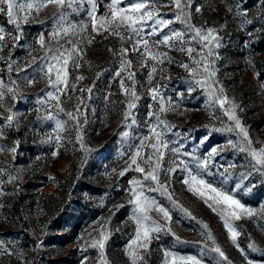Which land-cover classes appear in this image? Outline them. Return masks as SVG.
Returning a JSON list of instances; mask_svg holds the SVG:
<instances>
[{
    "label": "rangeland",
    "instance_id": "rangeland-1",
    "mask_svg": "<svg viewBox=\"0 0 264 264\" xmlns=\"http://www.w3.org/2000/svg\"><path fill=\"white\" fill-rule=\"evenodd\" d=\"M124 2L129 3L131 0ZM108 3L110 0H97L98 16L108 12ZM191 4V22L198 27L216 28L223 37L224 46L218 50L220 59L215 64L218 72L214 79L219 84L215 86H223L229 101L237 106L236 115L247 128L254 146L259 148L264 145V78L258 64L264 62V51L254 45L264 34V0H191ZM88 7L84 5L85 9ZM156 7L163 18L173 17L175 9L170 0H161ZM196 7H200L201 11L196 12ZM64 11L70 13L65 26L68 23H89L87 11ZM245 11L247 19L253 23L242 27ZM56 15L58 9L54 5L47 6L39 14L33 12L29 22L21 24L20 34L14 25L8 23L7 16L0 14V26L6 30L7 41L3 53H0L4 57L0 59V79L16 90V98L6 95L4 108H0V126L5 133V137L0 138V145L17 149L15 153H0V243L3 245L0 248V264H64V260L69 264H82L86 256L89 258L87 264H99L98 249L89 246V233L92 238H99L101 226L110 233L105 249L109 264H131L127 245L134 238L136 225L129 219L132 213L129 181L142 178V174L132 170L124 176L119 173L128 167L125 161L129 160L140 138L149 134V125L156 123L154 117L149 120L147 115L150 110H158V103L151 99L148 91L149 87L155 85H160L165 97L171 96L179 105L175 111L162 114V118L174 126L167 132V139L174 141L177 139L174 134L180 133L179 139L184 145L182 151L198 150L200 156L213 146H224L216 156V168L213 171L223 172L221 165L227 167L234 163L236 167L228 169L229 187L241 183V175L251 172L242 181V186L251 188V191H239L238 198H242L246 206L257 210L264 205V176L252 171L244 153L225 146L228 140L239 139L236 133L212 131L213 128H223L232 122L228 121L218 105L208 106L207 90L195 86L194 91H188L193 86L192 74L180 65L188 64L194 68L195 64L186 53L174 49L169 51L160 46L159 50L168 52L174 62L165 61L163 65H158L155 78L149 85L147 76L154 62L149 60V67H142L141 62L145 61V57L129 51L127 58L133 62L131 70L136 73L135 79L139 82L136 91L141 97L137 109L133 110L137 123L131 124V120L126 121L124 116L128 97L120 88L121 77L114 75L120 67V57L113 55L109 49H131L133 41L126 39L122 42L120 37L104 31L97 34L91 31L89 24L88 31L80 32L77 29L76 34H69L59 40L64 48L78 45L82 50L81 67L76 69L69 65V79L76 83V89H69L71 99L61 97L65 112H58L54 101L39 102L46 101V92L53 90L48 87L47 77L41 67L46 66L48 61L41 58L49 49L55 51L58 47L49 36ZM170 27L182 29L184 25L175 22ZM8 33L20 35L19 41L10 39ZM42 33L46 41L44 48L38 43ZM90 38L92 43L88 44ZM69 40L72 43H67ZM194 47L199 49L197 44ZM192 56L199 59L196 52ZM9 62H12L11 73L7 67ZM77 76H83L84 79L75 81ZM122 77L126 85L130 86L131 81L126 79L127 72L122 73ZM28 80L34 82L29 84ZM11 81H15V85ZM82 87L85 90L92 89L90 99L87 91L82 94L79 92ZM79 95L84 96L87 105L86 109L82 106L87 123H84V116L80 117L83 146L76 140L74 122L69 121L66 115L68 111L74 112ZM150 104L153 105L152 109H149ZM5 109H11L16 114L11 127L6 123V117L11 113ZM249 112L251 116L246 123L244 116L246 118ZM49 113L69 121L65 130L60 132L63 140L59 148L54 139L48 140L49 136L54 137L56 134L54 121L45 119ZM212 113L219 119L213 118ZM114 121L117 122L112 126ZM123 132H129V137L124 138ZM205 136L208 139L201 144ZM151 151L145 148L143 153L147 155ZM54 152L56 155H53ZM172 159L179 162V159L189 158L173 157L168 152L164 161L165 169ZM9 176L16 179L9 182ZM185 176L186 173L178 169L170 176L162 173L160 179L161 182H170L174 198L191 212V217L158 192L148 193L170 210L172 221L169 226L172 231L154 234L147 251L138 249L144 256L145 264H164L165 250L180 255H196L204 264H227L212 251L214 245L206 239V230L202 228L201 222L209 225L215 244L232 264H247L245 254L254 264H264V252H252L248 248L249 244L255 243L264 249V218L258 215L234 221L241 231L234 244L217 213L187 190V186L182 183ZM206 179L212 180L213 177L208 176ZM16 203L19 208H15ZM151 215L161 224L165 223L155 212ZM62 226L67 227V230H61ZM241 249H244V253Z\"/></svg>",
    "mask_w": 264,
    "mask_h": 264
},
{
    "label": "snow or ice",
    "instance_id": "snow-or-ice-1",
    "mask_svg": "<svg viewBox=\"0 0 264 264\" xmlns=\"http://www.w3.org/2000/svg\"><path fill=\"white\" fill-rule=\"evenodd\" d=\"M160 2L161 0H131V2L125 3L124 0H110V3L107 5L108 12L98 16L97 0H0V14H5L8 23L15 26L17 33L22 34L21 24L28 23L29 16L33 12L39 14L42 9L49 5L57 7L58 15L55 17L54 27L49 36L51 40L56 41L58 47L55 51L49 49L45 56L41 58L44 61H48L46 66L42 65L41 67L44 69V74L47 77L48 87L53 90L46 92V101L39 102L47 103L54 101V107L58 112H65V109L62 107L63 101L61 97L64 96L71 99L69 89L73 91L76 89V83L69 79V65L71 64L72 67L79 69L81 67L80 59L82 55V50L78 45H73L70 49L64 48L63 45L59 44V40L69 36V34H76L77 29L80 32H86L90 24L91 31L97 34L104 31L108 32L109 35L120 37L122 42L126 39L133 41L131 49L125 47H122L118 51L109 49V51L113 52V55L120 57V67L115 71L114 75L115 77H121L120 88L128 97L124 116L126 121L131 120V124L137 123L133 110L137 109L138 101L141 97L136 91V86L139 83L135 79L136 73L131 70L133 62L127 58L129 51L139 53L145 57V61L141 62L142 67H149L147 63L149 60L154 62L147 76L149 85L152 84L155 78L158 65H163L165 61L168 63L174 62L173 58L168 55V52L159 50L160 46L168 48L169 51L174 49L186 53L195 64L194 68H190L188 64L182 63L180 65L192 74L193 86H190L188 91H194L195 86L207 90L209 98L208 106L218 105L223 110V114L228 118V121L232 122L225 124L223 128H213L212 131L235 132L239 139L236 141L230 139L225 146L244 153L248 158L252 171L264 176V145L259 148L254 146V141L250 137L247 128L243 126L241 120L236 115L237 106L229 101L222 85L219 87L215 86L219 84V81L214 79L218 72L215 64L220 59L218 50L224 46L223 37L219 35V30L211 27H198L191 22V0H170V4L175 9L171 19H165L160 14L156 7L157 3ZM85 4L89 6L87 9L84 8ZM64 9L71 10V13L87 11L89 23H68L65 26L67 15L70 13H66ZM195 11L200 12L201 8L196 7ZM229 11L231 12L232 9L229 8ZM237 14L241 13L237 12ZM243 16L245 18L241 21L242 27L244 24L253 23L252 20L247 19L246 11L243 12ZM175 22H180L184 27L182 29L170 27ZM165 29H167L166 32ZM5 31V28L0 26V53H3L4 48L7 46ZM8 36L10 39L16 41L20 39V35L13 36L12 33H8ZM151 37H157V39L152 40ZM38 43L41 48L45 47L46 41L43 33L40 34ZM67 43L72 42L69 40ZM91 43L92 38L88 40V44ZM194 44L199 45V49L194 47ZM194 52L197 53L199 59L193 58L192 54ZM49 53H51L50 56ZM3 58L0 55V59ZM7 67L9 73H11L13 71L12 62H9ZM160 71L162 72L163 69L161 68ZM124 72H127L126 79L131 81L130 86L126 85L125 78L122 77V73ZM83 79V76L75 77V81ZM33 82V80H28L29 84ZM11 84L15 85V81H11ZM85 91L88 92V98L90 99L92 89L87 88L85 90L83 87L79 89L81 94ZM148 91L151 99L158 103V110H150L147 115L149 120L154 117L156 123L149 125V134L140 138L139 144L134 146L135 150L130 155L129 160L125 161L128 167L119 173L120 176H124L127 171L132 170L142 174V178H133L129 181L131 186L129 189V204L132 205V213L129 219L136 225L134 238L130 239L127 245V255L131 260V264H145L144 256L138 249L147 251L154 234H158L164 230L168 232L172 231L169 226L172 221L170 210L159 203L154 196L148 195V193L158 192L160 195L165 196L174 207H179L186 215L192 216L191 212L174 198V193L170 191V182L167 180L161 182L160 179L162 173L170 176L176 173L178 169L186 173L182 183L187 186V190L202 199L213 212L217 213L223 221L230 239L236 244L237 237L241 235V231L238 230L234 221H238L242 217L253 218L258 215L264 218V205L257 210L246 206L242 202V198H238L239 191H251V188L242 186V181L247 179L251 175V172L241 175V183H235L232 187H229L230 174L228 169L235 168L236 165L234 163L228 164L227 167L221 165L224 168L223 172L213 171L216 168V156L219 155L224 146H213L203 156L198 154V150L192 152L182 151L184 145L181 144L179 139L181 134L175 133L174 135L177 139L174 141L167 139V132L171 131L174 126L162 118V114L168 111H175L179 105L171 96L165 97L160 91V85L151 86ZM6 95H11L15 99L16 90L14 87L5 84L3 79H0V108H4ZM84 99L83 95L77 96L74 106L75 114L73 111L66 112L69 121L75 124L77 129L76 140L81 143V146H83V136L80 117L84 116V123H87L86 113L82 111V106L84 109L87 108ZM152 108L153 105L150 104L149 109ZM5 110L11 113L6 117L7 126L11 127L16 120V114L12 113L11 109ZM212 115L213 118L219 119L215 113H212ZM45 119L53 120L55 124L54 131L56 134L54 137L49 136L48 140L54 139L57 148L61 147L63 137L60 135V132L65 130L69 121L61 120L51 113ZM161 126L163 127L161 128ZM122 136L128 138L129 132H123ZM4 137L3 127L0 126V138ZM207 139L208 137L205 136L200 143L203 144ZM145 148H150L152 150L151 153L145 155L143 153ZM16 150V147L6 148L0 145V153H15ZM168 152H171L173 157L184 156L189 159H179V162H177V159H172L169 166L165 169L164 161ZM53 155H56V152ZM208 176L213 177V179H206ZM217 177H219L218 180ZM8 179L11 182L16 178L9 176ZM120 207H123V205ZM152 212H155L165 223L161 224L158 220L154 219L151 215ZM192 218L195 219V217ZM201 226L206 230L204 233L206 239L212 241L214 245L212 251L217 253L227 264H232L221 248L215 244V238L211 230H209V225L201 222ZM89 237L91 239L89 246L98 249L99 264H109L105 249L106 243L110 238V233H107V230L101 226V230L98 232L99 238H92L91 233H89ZM177 241H179V237H177ZM2 247L3 245L0 243V248ZM237 247H239L238 244ZM248 248L252 252H264V249L259 248L255 243L249 244ZM84 250L86 251L87 248ZM241 251L244 253V249H241ZM164 256V264H204L203 260L196 255H180L174 251L165 250ZM245 258L247 264H254L253 260L248 259L247 254H245ZM88 259L87 256L84 257L82 264H87Z\"/></svg>",
    "mask_w": 264,
    "mask_h": 264
},
{
    "label": "trees",
    "instance_id": "trees-1",
    "mask_svg": "<svg viewBox=\"0 0 264 264\" xmlns=\"http://www.w3.org/2000/svg\"><path fill=\"white\" fill-rule=\"evenodd\" d=\"M254 47L255 48H257V49H259V50H261V51H264V34L260 37V39L255 43V45H254ZM258 67H259V69H260V72H261V75H262V77L264 78V62H262V63H259L258 64ZM251 115H250V112L246 115V118H245V116H244V122H248L249 120H247V118H249ZM117 121H114L113 122V124H112V126H114L115 125V123H116ZM15 208H19V206H18V203H16L15 204ZM61 228V230H67L66 228L67 227H64V226H62V227H60ZM57 260V259H56ZM56 260H54L53 262H55ZM68 261H65L64 260V264H69V263H67ZM36 264H40V263H36Z\"/></svg>",
    "mask_w": 264,
    "mask_h": 264
}]
</instances>
